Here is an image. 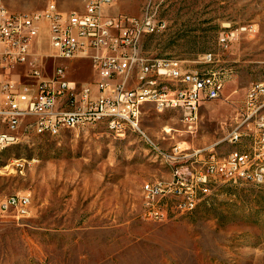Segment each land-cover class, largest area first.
Here are the masks:
<instances>
[{"label": "rangeland", "instance_id": "1", "mask_svg": "<svg viewBox=\"0 0 264 264\" xmlns=\"http://www.w3.org/2000/svg\"><path fill=\"white\" fill-rule=\"evenodd\" d=\"M1 1L21 13L52 2L64 12L83 11L87 3ZM147 7L166 27L142 40L146 57L177 58L187 69L228 75L221 98L205 101L193 126L181 110L160 112L148 104L143 128L165 149L186 142L223 155L240 148L225 137L238 123L249 87L264 80V0H117L104 12L140 16ZM248 24L255 33L240 35L231 48L219 45L222 30ZM36 46L50 51L46 30ZM208 52L222 61L204 63ZM45 64L47 74L64 66L78 83L99 79L87 58H46ZM20 133L0 149V195H30L32 213L0 218V264H264V185L213 184L193 212L157 222L145 216L142 188L171 168L137 132L119 136L97 123L51 135Z\"/></svg>", "mask_w": 264, "mask_h": 264}, {"label": "built area", "instance_id": "2", "mask_svg": "<svg viewBox=\"0 0 264 264\" xmlns=\"http://www.w3.org/2000/svg\"><path fill=\"white\" fill-rule=\"evenodd\" d=\"M116 1L87 0L83 11L71 12L52 2L30 13L6 10L0 2V145L21 138L23 128L51 135L59 133L60 126L77 129L76 121L92 125L105 116L104 124L118 128L119 136L132 131L151 140L171 168L170 178L148 180L142 188L145 216L157 222L193 212L213 184L264 185V80L249 87L238 123L225 137L240 148L223 155L190 148L186 142L163 148L142 126L146 105L177 103L182 120L193 126L204 102L221 98L228 73L187 69L177 58L146 57L142 40L163 30L165 20L149 7L140 16L104 12ZM45 30L51 51L40 54L36 39ZM255 32L250 24L227 28L218 43L231 48L240 35ZM46 58L90 59L99 79L94 85L75 82L57 64L47 74ZM202 61L222 60L208 52ZM19 67L23 72H17ZM31 213L30 195H0V218Z\"/></svg>", "mask_w": 264, "mask_h": 264}, {"label": "bare ground", "instance_id": "3", "mask_svg": "<svg viewBox=\"0 0 264 264\" xmlns=\"http://www.w3.org/2000/svg\"><path fill=\"white\" fill-rule=\"evenodd\" d=\"M0 2L2 3V7L3 8H6V10H9L8 7L4 4V2H2L1 0H0ZM69 12H71V11H69ZM156 108L160 112H162V111H164L166 109L181 110V108H179L177 106V103H162L159 106H157ZM98 123H105V116H98ZM89 125H91V121H76V128H82V127H86V126H89ZM64 127H67V126H60L59 127V131L62 128H64ZM109 129L114 131V132H116V134L118 135V128H109ZM168 130L171 131V129H168ZM51 134H55V133H51ZM18 139L19 138L9 140L8 142H4L3 144L0 145V149L6 147L7 145H10V144H13V143L17 142ZM146 140L152 146V148L158 152V149L153 147V142L151 140H149V139H146Z\"/></svg>", "mask_w": 264, "mask_h": 264}, {"label": "crops", "instance_id": "4", "mask_svg": "<svg viewBox=\"0 0 264 264\" xmlns=\"http://www.w3.org/2000/svg\"><path fill=\"white\" fill-rule=\"evenodd\" d=\"M35 51H36L37 53H40V54H44V53L47 54L48 52L51 51V49H50V51H48V52H44V53H42V49L38 48V47L36 46V44H35ZM23 70H24V67H19L18 70H17V72H23ZM16 75L18 76V74H16ZM182 171H183V172H187V171H188L187 166H184V167L182 168ZM171 175H172V172H169V173L167 174V176L160 177V178H170Z\"/></svg>", "mask_w": 264, "mask_h": 264}]
</instances>
